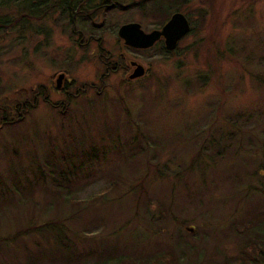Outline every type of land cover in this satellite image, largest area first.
Instances as JSON below:
<instances>
[{"label": "rangeland", "instance_id": "obj_1", "mask_svg": "<svg viewBox=\"0 0 264 264\" xmlns=\"http://www.w3.org/2000/svg\"><path fill=\"white\" fill-rule=\"evenodd\" d=\"M184 1L169 16L182 13L191 29L172 52L162 50V41L144 51L123 45L117 36L123 24L136 22L144 32L162 27L143 14L149 3L130 7L131 0H118L120 7L106 16L95 12L93 37L99 40L87 44V31L78 42V34L68 36L49 20L17 34L22 25L0 29V106L12 117L24 116L13 126L0 125V183L8 188L0 198V239L21 228L38 230L1 241L0 264H25V251L34 253L38 243L48 252L54 234L79 254L68 264L102 262L89 250L106 240L118 246L109 253L137 262L166 250L177 264L237 262L246 237L235 222L264 203V175L258 181L264 156V0ZM8 3L0 16L22 15ZM107 56L125 67L136 61L146 75L135 82L128 81L127 68L107 75ZM62 72L74 95L88 86L68 104L55 86ZM213 140L227 142L221 156L209 148ZM198 151L206 155L196 156ZM70 157L78 165L73 180ZM192 158L194 171L177 179L158 181L148 166L161 165L172 175L190 169ZM115 180L107 198L122 196L120 201L94 200ZM246 192L249 199L239 201ZM40 264L66 263L47 258Z\"/></svg>", "mask_w": 264, "mask_h": 264}, {"label": "trees", "instance_id": "obj_2", "mask_svg": "<svg viewBox=\"0 0 264 264\" xmlns=\"http://www.w3.org/2000/svg\"><path fill=\"white\" fill-rule=\"evenodd\" d=\"M112 1V2H111ZM120 1V0H119ZM132 3L130 4V7L135 6L137 2L141 3H149L150 7L149 9L143 13L144 15H150L157 21L158 23L163 25L168 19L170 18L169 14L172 11L179 10V6L183 5L184 2L187 1L184 0H131ZM8 2H11V5H15V7L19 8L20 11L23 10V13L21 16H15L13 19H9L8 17L10 14L6 13L5 15L0 16V29L7 31L8 29H12L15 27H19L22 25V27L17 29L15 31V34H17L20 31L29 30L31 28L32 22H37L41 20H49L53 21L57 24V26L60 27L65 33H67L68 36L70 34L72 35L74 32L79 31L82 33V36L84 37V31H87L89 35H94L95 32V26L93 24L92 15L95 14V12L99 13V15L106 16L107 14L111 13L113 9L120 7V3L118 0H1L0 1V7L1 6H7L10 7V4ZM110 3V4H109ZM119 3V4H118ZM54 16L56 18H54ZM158 17H161L157 19ZM54 18V20H53ZM162 50H165L164 47H162ZM108 56L105 58V61H102V64L104 66L109 65L108 62ZM123 69H126L125 66L122 65ZM202 84L207 83V77H202ZM101 90V89H100ZM61 91H63L61 89ZM83 94V93H82ZM42 95L45 96L46 92H42ZM78 95L75 94L74 97H71V101L75 99ZM64 108V107H63ZM15 109V108H14ZM66 109V108H65ZM64 109V110H65ZM11 110L7 109L5 106H0V119L2 121V125L4 126H13L16 122L20 123V118L24 117L21 116L19 118L12 117ZM60 115V114H59ZM240 118L236 117L232 122H238ZM230 120V121H231ZM230 127H233L230 124ZM220 140L224 139L223 136H219ZM227 142H219V141H211L209 143V148L214 149V155L221 156L222 153H220L219 149H228L227 148ZM264 148V146L262 147ZM141 150V149H140ZM237 152V151H235ZM206 155L203 151H198L195 155L198 156L199 154ZM253 153V151L251 152ZM262 153L264 155V149H262ZM137 154V153H136ZM255 154V153H254ZM71 158V157H70ZM70 162L73 166V171H70V180H73L71 177L72 175H77L78 170H74L76 168V164L72 162V158L70 159ZM261 165L258 167L260 172V178H259V184L263 182V175H264V156L261 157V161L259 162ZM195 161L194 159H189L188 166L190 165V169H188L186 172H181L176 174L170 175L169 172L163 169L161 165H148L150 168H152L155 171L156 177L158 181H162V179L166 180L167 177H173V178H181L184 175L190 174L195 169ZM147 165V164H146ZM64 172L61 168L59 169V172ZM60 172V178L64 179V181H67V178H65L64 173L61 174ZM117 177V176H115ZM164 177V178H162ZM42 178V177H41ZM115 179H118L115 178ZM153 179V178H152ZM151 179V180H152ZM148 184H150L151 180L150 178L147 179ZM150 180V182H149ZM117 180L112 182L108 188H105L103 192H101L98 195H95L94 200H98L101 202H105L107 200H111L109 202H117L120 201L122 196L118 199L107 198V195L114 190L117 187ZM238 183H241V180H238ZM28 185V183H26ZM2 188L0 189V198H3L7 196L8 188L5 186V184L0 183ZM39 185V184H38ZM32 186V188L38 187ZM59 185V183L57 184ZM24 186V185H23ZM146 186V185H145ZM23 188V187H22ZM252 189H255L254 187H249ZM248 188V190H249ZM145 190V189H143ZM256 191V190H255ZM260 192L261 189H259ZM138 191L137 193H139ZM128 194V193H127ZM140 194V193H139ZM68 200V196L66 197ZM249 199V195L247 192L240 197V200H246ZM64 200V199H63ZM92 199H85L84 202L90 204ZM108 202V203H109ZM245 216L243 219H240L241 221H236L235 223L238 224L236 226L244 227L245 232V243L242 245V251L239 257L237 258V262L235 264H264V203L263 204H257V206H252L251 208H247L245 211ZM173 219L175 218L172 217ZM182 225V224H179ZM181 226H179L180 229ZM260 230L258 233H254V229ZM37 233L36 227H30L28 229H20L19 231L15 232L13 236H8L5 238L0 239V242L3 240H9L10 242H14L15 239L18 236H21L22 234L26 235L27 232L33 231ZM54 230V229H53ZM190 233L192 231L189 230ZM189 232L186 233L187 236H193ZM250 234H254L251 236ZM49 235V234H48ZM54 242L52 243L54 247L45 248L49 249L48 252H44V249L39 247V243L36 245V251L33 253H29L25 251L26 257H25V264H40L41 259H49L51 262H65L73 263L78 260L79 254L75 250L71 248V245L68 241L61 238L60 235L54 234ZM181 236V235H180ZM185 236V235H184ZM242 236V235H241ZM182 237V236H181ZM183 238V237H182ZM107 240L104 244L100 243L99 246L95 247L92 250H89V252L96 253L99 258H102V262L96 263V264H135L133 262H136L137 264H177L178 263V257L175 256L173 251H164L163 253H158L152 256V259L150 261L140 260V261H132L131 258H125L124 256L120 254H111L109 253L110 250H116L118 248L117 245H107ZM45 243L47 244V240H45ZM21 248L25 249V245H19ZM185 246L188 248V243H185ZM125 250L127 249V246H125ZM114 250V251H115ZM112 252V251H111ZM39 254V255H38Z\"/></svg>", "mask_w": 264, "mask_h": 264}, {"label": "water", "instance_id": "obj_3", "mask_svg": "<svg viewBox=\"0 0 264 264\" xmlns=\"http://www.w3.org/2000/svg\"><path fill=\"white\" fill-rule=\"evenodd\" d=\"M190 31L188 19L180 12H174L168 21L160 28L150 32H144L140 24L136 22L121 25L117 30V36L122 40L123 44L131 49L147 50L153 47L158 41L162 40L164 48L168 52L176 49L178 42L186 36ZM133 72L128 79L142 77L145 73L144 67L133 61ZM64 74H60L56 78V88H61ZM190 231H192L190 229Z\"/></svg>", "mask_w": 264, "mask_h": 264}, {"label": "flooded vegetation", "instance_id": "obj_4", "mask_svg": "<svg viewBox=\"0 0 264 264\" xmlns=\"http://www.w3.org/2000/svg\"><path fill=\"white\" fill-rule=\"evenodd\" d=\"M75 34H78L79 36H80V39H79V41L78 42H80L81 40H82V38H83V36H82V33L81 32H79V31H76V32H74ZM91 40H94V41H97V40H99V39H97V38H94L93 37V35H90L89 37H88V39H87V41H86V43L85 44H87L88 42H90ZM154 47V46H153ZM152 47V48H153ZM151 49V48H150ZM134 50H136V49H134ZM141 51H144V50H141ZM99 57L100 58H102V55H99ZM121 58H122V56H120ZM108 59V58H107ZM126 61V60H125ZM109 62V65H107V66H104L105 67V72L107 73V75H109L110 73H113V72H119V71H121L123 68H122V64H120L119 62H110V61H108ZM131 62H133V61H129L128 63H127V65H126V67L125 68H127V73H129L128 74V76L133 72V69H134V66H132L131 65ZM136 62V61H135ZM145 69V68H144ZM60 74H64V78H63V80H62V84H61V88L59 89V90H63L62 92L65 94V96H66V98H67V104L69 103V101L71 102V97H74V93L70 90V91H68V89L63 85L64 84V80H65V78H66V74L64 73V72H62V73H59L58 75H60ZM57 75V76H58ZM146 75V69H145V73H144V75L142 76V77H139V78H135V79H132V80H130V79H128V76H127V79H128V81L129 82H135V81H137V80H139V79H141V78H143L144 76ZM56 76V77H57ZM56 80V79H55ZM66 84H69L68 83V81H66L65 82ZM71 83H70V88H71ZM88 88V86L86 85V84H83L82 85V89L81 88H77L76 90H75V92H76V94H78L79 93V91L81 90V91H84V90H86ZM40 96V92H38V93H36L35 94V100H34V102L36 101L37 102V96L38 95ZM46 97V95L45 96H43V100H44V98ZM66 104V105H67ZM26 106V105H25ZM31 106V104H30V102H29V105L27 106V109H28V107H30ZM0 125L2 126V121H1V119H0Z\"/></svg>", "mask_w": 264, "mask_h": 264}]
</instances>
